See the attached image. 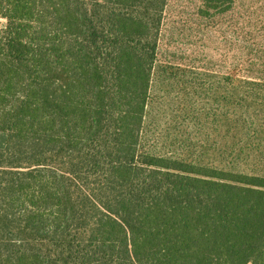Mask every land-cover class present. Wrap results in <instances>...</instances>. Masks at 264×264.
<instances>
[{"label": "trees", "instance_id": "trees-1", "mask_svg": "<svg viewBox=\"0 0 264 264\" xmlns=\"http://www.w3.org/2000/svg\"><path fill=\"white\" fill-rule=\"evenodd\" d=\"M0 18V264H264V0Z\"/></svg>", "mask_w": 264, "mask_h": 264}, {"label": "rangeland", "instance_id": "rangeland-1", "mask_svg": "<svg viewBox=\"0 0 264 264\" xmlns=\"http://www.w3.org/2000/svg\"><path fill=\"white\" fill-rule=\"evenodd\" d=\"M4 23H5V20L0 18V27H2L4 25ZM248 264H250V263H248Z\"/></svg>", "mask_w": 264, "mask_h": 264}]
</instances>
